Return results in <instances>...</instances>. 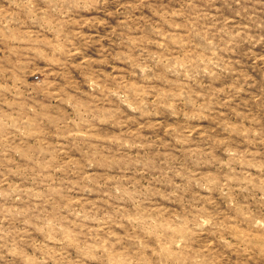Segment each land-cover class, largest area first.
<instances>
[{"label":"rangeland","instance_id":"rangeland-1","mask_svg":"<svg viewBox=\"0 0 264 264\" xmlns=\"http://www.w3.org/2000/svg\"><path fill=\"white\" fill-rule=\"evenodd\" d=\"M0 264H264V0H0Z\"/></svg>","mask_w":264,"mask_h":264}]
</instances>
